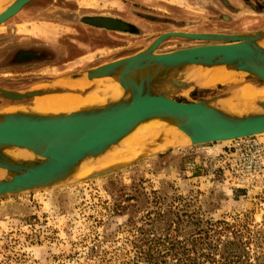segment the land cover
Instances as JSON below:
<instances>
[{
  "label": "rangeland",
  "instance_id": "obj_1",
  "mask_svg": "<svg viewBox=\"0 0 264 264\" xmlns=\"http://www.w3.org/2000/svg\"><path fill=\"white\" fill-rule=\"evenodd\" d=\"M11 1H2V7ZM97 15L120 18L133 29L86 23V17ZM259 29H264V0H32L0 25V86L26 91L82 74L140 51L166 31ZM207 43L213 42L172 38L157 52ZM238 76L235 83L173 96L210 98L252 80L248 73ZM30 100L0 96V112ZM254 137L264 143V134ZM234 143H189L107 174L82 171L80 178L53 186L0 195V264H133L140 254L139 229L148 227L144 215L167 208L183 213L188 231L202 227L215 239L243 240L249 254L242 264H264V182L253 188L237 184ZM135 188L144 195L137 222L130 223L124 199Z\"/></svg>",
  "mask_w": 264,
  "mask_h": 264
},
{
  "label": "water",
  "instance_id": "obj_2",
  "mask_svg": "<svg viewBox=\"0 0 264 264\" xmlns=\"http://www.w3.org/2000/svg\"><path fill=\"white\" fill-rule=\"evenodd\" d=\"M30 1L12 0L0 12V25ZM92 18L85 21L102 26L91 21ZM120 23L122 28L128 27L125 22ZM172 38L213 43L157 52L163 42ZM263 40L264 29L239 34L166 31L132 55L72 76L114 78L124 89V95L117 100L70 113L40 114L20 110L0 112V169L8 173L6 177L0 178V195L49 187L70 178H80L73 176L75 168L95 159L139 124L153 118H162L176 125L189 135L190 144L193 145L264 134V111L241 114L219 105L218 102L233 94L237 87L210 98L193 101L178 100L173 96L186 89H201L186 75L192 65H225L230 69L246 71L252 82L264 85ZM60 91L56 87L19 91L0 86L2 97L12 100L31 99L22 105L29 104L38 95ZM84 92H89V89ZM256 105L264 109V99L258 100ZM12 146L30 149L38 157L14 160L4 152ZM125 165L85 176L107 174Z\"/></svg>",
  "mask_w": 264,
  "mask_h": 264
},
{
  "label": "bare ground",
  "instance_id": "obj_3",
  "mask_svg": "<svg viewBox=\"0 0 264 264\" xmlns=\"http://www.w3.org/2000/svg\"><path fill=\"white\" fill-rule=\"evenodd\" d=\"M2 1L4 0H0V3ZM5 8L4 6L2 7L1 3L0 12ZM112 18V16L98 15L94 16L91 21L112 29H120L122 24L115 18ZM262 45L264 46V40L262 41ZM186 75L192 78L197 86L207 88L206 86L215 87L218 84L235 83V81L239 80L238 75L245 77L247 72L230 69L225 65L210 67L192 65L189 68V73ZM39 87H56L62 91L38 95L29 104L10 106L7 110H20L40 114L70 113L84 108L103 106L108 101L117 100L124 95L123 87L110 76L88 79L86 75L77 78L66 75L52 82L41 84ZM87 88L89 92L86 93L84 90ZM260 99H264V85H258L248 80L240 83L234 89L233 94L220 100L218 103L229 111L244 114L250 111H264L260 105H256V102ZM241 103L242 105H239ZM157 139H160V141L158 142ZM190 142L189 135L176 125L162 118H153L139 124L95 159L75 168L73 176L77 177V174H80L82 171H87V174H91L114 169L150 153L179 147ZM4 152L14 160H30L38 157L30 149L21 147H8ZM93 162L94 166H85L90 163L93 164ZM7 175L8 173L5 169H0V178Z\"/></svg>",
  "mask_w": 264,
  "mask_h": 264
},
{
  "label": "trees",
  "instance_id": "obj_4",
  "mask_svg": "<svg viewBox=\"0 0 264 264\" xmlns=\"http://www.w3.org/2000/svg\"><path fill=\"white\" fill-rule=\"evenodd\" d=\"M143 195L137 188L133 194H125L124 202L128 203L124 208L130 209V223L137 222ZM144 217L148 227L145 224L139 229L140 254L133 264H242L249 254L247 243L237 237L215 239L202 227L188 231L183 213L179 215L172 208L148 211ZM183 233L186 236L181 238Z\"/></svg>",
  "mask_w": 264,
  "mask_h": 264
},
{
  "label": "built area",
  "instance_id": "obj_5",
  "mask_svg": "<svg viewBox=\"0 0 264 264\" xmlns=\"http://www.w3.org/2000/svg\"><path fill=\"white\" fill-rule=\"evenodd\" d=\"M232 167L239 186L260 187L264 182V143L254 136L234 140Z\"/></svg>",
  "mask_w": 264,
  "mask_h": 264
},
{
  "label": "flooded vegetation",
  "instance_id": "obj_6",
  "mask_svg": "<svg viewBox=\"0 0 264 264\" xmlns=\"http://www.w3.org/2000/svg\"><path fill=\"white\" fill-rule=\"evenodd\" d=\"M98 16V15H97ZM106 16V15H105ZM113 17V16H112ZM88 18H92V16H89V17H86L85 19H88ZM113 18H115L117 21H119V22H125L124 24L126 25V26H128V27H126V28H122V27H120V29H112V28H109V27H104V26H97V25H93V24H91V25H93V26H96V27H100V28H107V29H111V30H124V31H129V32H131V29H133V26L131 25V24H129V23H126V21H124V20H122V19H120V18H117V17H113ZM86 23H89V22H86ZM90 24V23H89ZM192 32V31H191Z\"/></svg>",
  "mask_w": 264,
  "mask_h": 264
},
{
  "label": "crops",
  "instance_id": "obj_7",
  "mask_svg": "<svg viewBox=\"0 0 264 264\" xmlns=\"http://www.w3.org/2000/svg\"><path fill=\"white\" fill-rule=\"evenodd\" d=\"M104 18H110V17H104ZM113 19V18H112ZM45 27V26H44Z\"/></svg>",
  "mask_w": 264,
  "mask_h": 264
}]
</instances>
